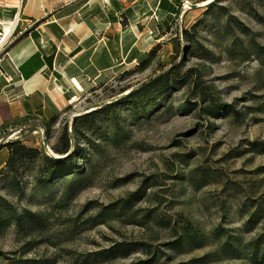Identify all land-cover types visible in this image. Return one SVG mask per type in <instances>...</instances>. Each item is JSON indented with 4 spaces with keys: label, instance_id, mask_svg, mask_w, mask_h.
<instances>
[{
    "label": "rangeland",
    "instance_id": "obj_1",
    "mask_svg": "<svg viewBox=\"0 0 264 264\" xmlns=\"http://www.w3.org/2000/svg\"><path fill=\"white\" fill-rule=\"evenodd\" d=\"M212 1L184 3L176 25L164 34L152 2L129 7L119 23L133 20V29L120 41L135 43L136 60L118 52V66L93 92L59 113L45 142L50 148L63 123L126 95L172 64L181 72L196 70L210 95L238 115L179 112L186 100L200 97L194 87H178L167 107L148 121L132 122L128 115L117 128L105 125V134L117 131L125 135L124 141L112 144L94 135L97 150L87 152L90 165L78 181L60 179L41 190L33 175H25L20 199L0 181V198L18 212L26 209L46 219L41 231L27 236L12 228L0 233V253L46 264H248L249 245L264 236V153L254 151L264 144V63L250 53L253 44L264 48V25L252 16L255 11L264 17V0H219L207 8ZM197 22L195 40L186 43L179 33ZM11 34L0 45V54L14 42ZM156 46L150 67L136 70L139 59ZM32 139L36 141H27L31 146H43V132ZM78 144L87 146L83 140ZM3 153L0 163L6 159ZM138 193L128 209H117ZM253 213L257 222L250 224ZM180 218L198 228L203 240L173 247L170 228L179 227ZM123 243H144L150 249L109 261L98 255Z\"/></svg>",
    "mask_w": 264,
    "mask_h": 264
},
{
    "label": "trees",
    "instance_id": "obj_2",
    "mask_svg": "<svg viewBox=\"0 0 264 264\" xmlns=\"http://www.w3.org/2000/svg\"><path fill=\"white\" fill-rule=\"evenodd\" d=\"M219 1V0H214ZM207 5V8H212L213 2ZM184 2L182 0H159L157 10L159 11L160 22L158 29L161 33L169 30L176 25L178 16L181 13V8ZM128 9L123 11L121 15L125 16ZM254 20L264 25V17L252 12ZM164 27V29H163ZM199 27V22L190 26L189 29H182L179 36L186 43H193L196 36V30ZM166 30V31H167ZM17 26L12 31L11 36L14 37V42L10 45H15L26 33L18 36ZM176 45H179L177 37ZM9 47V48H10ZM250 53L261 59L264 63V48L255 44L251 46ZM158 49L156 46L144 58L139 59L136 70L145 71L148 69L155 59V53ZM134 53L128 56L129 60H136ZM189 86L194 87L199 100L191 102L186 100L177 111L188 113L196 111L200 113L217 116L220 112L231 113L230 115H238L231 107L221 105L217 100L210 95L208 87L203 85L200 74L193 69H187L184 72L180 71L177 64H172L168 68H164L155 76L150 77L137 87L130 90L126 95L120 96L108 103L95 106L92 110H86L79 115L73 117L70 122L63 123L60 133L56 138V142L49 148V154L43 146L41 148L28 146L20 139H9V128L28 127L27 131L32 132L40 128L43 132L44 140L48 141L51 136V131L57 124L59 114L51 116L42 124L32 126L28 124L26 118L16 120L13 124L3 122L0 126V151L5 149L6 159L0 167V181L3 182V188L9 193L20 199L24 195L25 183L23 182L25 175H33L36 184L41 190L48 189L49 186L56 183L60 179L78 181L84 174V169L90 165V156L88 151L95 152L97 147L91 140L94 135L116 144L125 140V135L117 131L110 136L105 134V125L118 127L120 120L129 115L132 122L146 120L148 121L160 109H164L167 101L170 99V93L176 91L178 87ZM193 89V90H194ZM95 90L92 89L91 92ZM200 103H207L201 107ZM69 107L65 108V112ZM169 108V107H168ZM161 111V110H160ZM125 113V116L123 114ZM132 115V117L130 116ZM6 121V120H5ZM11 125V126H10ZM78 140H83L87 146L84 147L78 144ZM255 144H252V146ZM258 148L257 153H264V144L255 146ZM53 153V154H52ZM207 175L206 173L202 174ZM202 177V176H201ZM138 194L130 195L127 199L120 203L117 207L119 211L128 209L134 198H139ZM115 205L109 208L110 212L114 211ZM181 225H171L170 230L173 233V247L180 243H199L203 240L200 230L194 227L189 221L180 218ZM249 223L255 224L257 216L251 214L248 219ZM46 225V219L43 214L31 212L23 209L18 212L8 201L0 198V233L14 229L17 234L23 236L30 235L34 232L41 231ZM95 225V224H94ZM167 225V222L164 223ZM224 247H229L228 243ZM249 260L248 264H264V236L255 240L249 245ZM149 246L144 243H128L117 244L111 248L100 252L98 255L103 257V261L114 260L129 256L135 250H141L148 253ZM155 255V254H154ZM150 260L144 264L152 263ZM42 260H21L8 258L5 254L0 253V264H46Z\"/></svg>",
    "mask_w": 264,
    "mask_h": 264
},
{
    "label": "crops",
    "instance_id": "obj_3",
    "mask_svg": "<svg viewBox=\"0 0 264 264\" xmlns=\"http://www.w3.org/2000/svg\"><path fill=\"white\" fill-rule=\"evenodd\" d=\"M144 1L0 0L1 37L15 26L18 36L26 33L0 54V126L23 118L32 126L42 124L89 94L118 66V52L128 59L135 51V43L120 41L134 21L119 22L124 9ZM149 1L155 6L159 2ZM27 128H9V139L33 145L41 130Z\"/></svg>",
    "mask_w": 264,
    "mask_h": 264
},
{
    "label": "bare ground",
    "instance_id": "obj_4",
    "mask_svg": "<svg viewBox=\"0 0 264 264\" xmlns=\"http://www.w3.org/2000/svg\"><path fill=\"white\" fill-rule=\"evenodd\" d=\"M8 34H9V31H7V32L5 33V35L2 36V38L0 39V45L5 41V39H6V37L8 36Z\"/></svg>",
    "mask_w": 264,
    "mask_h": 264
},
{
    "label": "water",
    "instance_id": "obj_5",
    "mask_svg": "<svg viewBox=\"0 0 264 264\" xmlns=\"http://www.w3.org/2000/svg\"><path fill=\"white\" fill-rule=\"evenodd\" d=\"M43 148L48 152V153H50L51 151L49 150V148H48V146H47V144H46V142H45V140L43 139ZM48 149V150H47ZM51 154V153H50Z\"/></svg>",
    "mask_w": 264,
    "mask_h": 264
},
{
    "label": "built area",
    "instance_id": "obj_6",
    "mask_svg": "<svg viewBox=\"0 0 264 264\" xmlns=\"http://www.w3.org/2000/svg\"><path fill=\"white\" fill-rule=\"evenodd\" d=\"M184 3H185V4H188L187 2H184ZM183 5H184V4H183ZM15 27H16V26H15ZM15 27H14V28H15ZM13 30H14V29H13Z\"/></svg>",
    "mask_w": 264,
    "mask_h": 264
}]
</instances>
